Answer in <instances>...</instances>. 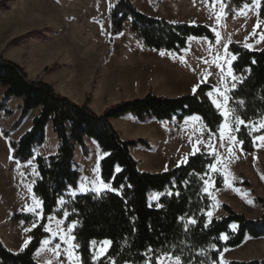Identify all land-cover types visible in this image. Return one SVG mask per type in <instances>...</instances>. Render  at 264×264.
I'll return each mask as SVG.
<instances>
[{
	"label": "trees",
	"instance_id": "obj_1",
	"mask_svg": "<svg viewBox=\"0 0 264 264\" xmlns=\"http://www.w3.org/2000/svg\"><path fill=\"white\" fill-rule=\"evenodd\" d=\"M254 1L224 0L225 14L233 16L237 9ZM0 8L8 10L5 1L0 2ZM260 14L264 17V1ZM109 17L111 44L123 33L129 19L137 40L148 49L181 53L187 49L192 37L207 38L211 43L216 39L206 25L172 23L149 16L139 11L132 0H117L109 11ZM37 33L32 31L25 37ZM228 51L237 56L232 70L238 79L229 97V108L235 109L233 121L239 115L245 122L258 123L264 120V48L252 51L232 43ZM0 88L6 90L0 111L4 110L7 115H11L7 110L9 100H23L20 117L10 130L2 131L3 137L9 141L14 160L27 164L34 159L35 149L46 143V128L50 123L58 139L57 153L47 158L36 157L37 176L27 175L33 184L34 194L41 200L42 220L32 230L31 242L21 252L8 249L0 237V264H40L35 255L42 241L49 237L45 231L47 217L57 215L61 218L65 212L69 214V222H76L74 238L79 245L82 264H95L91 250L93 241L112 242L107 254L97 264H112L113 261L114 264H145L143 254L149 246L154 250L151 253L153 257L163 252L173 257L180 256L182 264H218L225 250L241 246L247 238H264V200L259 197L256 201L261 204L263 213L258 219H250L223 204L225 215L210 220L208 227H204L209 221L206 213L212 205L204 188L210 174L209 165L215 163L214 156L202 152L190 156L185 164L169 171H141L132 149L138 145L148 148V142L124 140L112 123V120L128 115L138 122H182L198 115L207 130L217 134L224 118L206 95L213 89L211 85H201L195 94L174 98L150 92L142 98L121 101L98 114L89 107L90 94L84 104H77L59 94L52 85L30 79L24 67L0 55ZM240 100L244 101L243 107L236 103ZM37 109L39 114L32 129L18 141H13L11 132L18 130L30 112ZM262 133L264 131L252 133L242 124L236 136L243 140V150L253 153V141ZM86 138L96 141L104 155L100 162V176L104 183L111 185V190L71 197L69 192L78 189L81 177L75 161L76 150L80 147L85 157L90 155ZM112 189H118L119 193ZM152 192L162 194L158 205L150 204ZM59 199L65 200L61 210ZM190 218H194L196 224L190 225L191 230L186 233L184 224ZM20 221L31 223L35 218L25 213L12 217L13 223ZM232 225H237V228L233 230ZM201 250L203 255H200ZM229 264H264V259L232 261Z\"/></svg>",
	"mask_w": 264,
	"mask_h": 264
},
{
	"label": "rangeland",
	"instance_id": "obj_2",
	"mask_svg": "<svg viewBox=\"0 0 264 264\" xmlns=\"http://www.w3.org/2000/svg\"><path fill=\"white\" fill-rule=\"evenodd\" d=\"M1 1H5L8 7V10L0 8V28L4 33L10 31L15 25H18L19 32H23V28L26 26L39 32L37 35L25 37L30 33L28 32L22 37L14 39V42L10 44L8 49L3 46L0 39V55L13 60V57L17 55L11 51L13 46L21 43L26 38L42 40L45 36H48V38L57 40L58 34L60 33L59 28H64V26H67V28H72L71 26L75 27L71 29L72 36H74V33H77L82 39L84 47L87 45L85 41H88L91 35H93L94 27V38L103 46L104 40H106L108 35L107 26H110L108 4H113V2L117 0H96L95 12L94 0H0V2ZM91 8H93V10ZM239 9H237L236 12ZM263 18L264 17H261V19ZM129 28L128 34H133L132 27L130 26ZM50 32L53 33V35H49ZM43 35L45 36L43 37ZM125 36L127 37V33ZM207 41L209 42V40ZM225 42V39L219 38L214 46L212 45L213 43L210 44V42V45H208L201 41H193L189 44V49L187 47V51L185 49L181 53L174 55V57L162 56L159 53H147L146 55L130 57L127 61H113L111 64L109 62L110 54L108 46L104 55L100 57L99 68L96 74H100L102 69H106L105 74H151L154 76L152 89L169 96L193 94V86L198 83H200V86L204 85L205 83H201V81L207 80L209 82L207 84L213 87L211 90L213 93L210 97L211 100L216 99L223 104L224 99L220 93H224L230 97L232 85L235 83L232 77L227 74L229 68L228 61L231 60L232 56L230 57L228 55L230 53L227 48H225ZM232 64L230 66L231 69ZM217 89H219V92ZM150 92L153 93L152 90ZM227 108H229V101L225 105V108L219 109L221 114ZM223 118L224 122L222 126L225 123L229 126L223 129V138L220 136L221 129L217 134H212L207 130L201 119L183 120L182 122L176 120L172 122H155L154 120L133 123L124 122L122 129L120 131L117 130L124 140H127L126 137L128 136L133 139L127 141L144 140L148 142V148L138 145L132 149V154L139 162V169L141 171L152 173L169 171L176 168L178 163L180 166L185 164L187 158L192 155L202 152L211 154L215 157L214 164L216 170L213 171L210 169V174L207 178L208 183L205 184L207 191L204 190L212 200V205L209 210L212 212V216H207L208 219L212 220L225 215L222 209L223 204H228L234 211L242 213L250 219H258L262 215L263 209L256 199L259 197L264 200V140L258 137L264 136V133L255 138L254 152L246 153L240 143H233L229 139V136L233 135L235 139L239 141L236 132H231V129H234L233 127L235 125L232 113L227 117L223 115ZM10 119L14 120V118L10 117L1 120L3 123H0V133L1 129L10 130L13 125L12 123L9 128L7 127V125H9L8 120L10 121ZM252 125L253 126L250 127L252 133L264 131V129H260L259 123H252ZM16 134L17 130L11 132L12 140H16L18 137ZM210 134L211 139H209ZM54 137L56 138V134H54ZM209 144H211V147L208 146ZM229 148L232 149L231 152L228 151ZM0 149H3L1 143ZM88 149L91 159L90 168L88 169L87 164L84 162H78V171L81 173V177L78 183V189L69 192V196L71 197L76 196L78 192L80 194L95 192L91 190L94 188H99V193L104 192V188L102 187L104 182L100 176V154L91 146H89ZM37 150L38 148L35 149V153ZM142 150H146L151 154L148 160L146 154ZM216 154L220 157L219 162H217ZM140 155L142 158L139 160L138 157ZM89 157L86 158L88 159ZM32 162L33 161H30L27 164ZM88 170L89 175L87 174ZM28 171L30 176L34 177L31 171ZM225 178H227V183H225ZM88 181H90V184ZM92 181H95V183H92ZM82 183L89 191H81ZM219 183H221V186L218 185ZM73 192L75 193L74 196L71 195ZM31 193L37 198L32 190ZM161 196V193H151L150 204L158 205ZM22 202L24 205L32 209L34 208V202L27 198L23 199ZM64 203L60 204L59 210L62 209ZM13 208H15L14 204L10 205L9 209ZM31 214L35 218V221L31 223H25L24 221L13 223L11 218L6 221V218L1 215L0 237L3 242L5 240L8 244L11 241H15L12 235L8 237L10 232L7 231V228L10 227V224L15 227L24 225V233H26L28 228L37 227L43 215L39 213L38 210ZM68 216L69 214L60 218L57 215H52V217H54L53 220L49 221L47 219L45 228L51 231H46L49 237L45 239H48L50 243L47 245L41 243L35 255L36 260L40 264H82L78 248L75 247V238L73 239L76 222H69ZM57 220L62 221L59 226H57ZM73 224H75V227L69 231V228ZM52 232H56V235L53 236ZM61 235L65 236L66 239L64 241L60 239ZM69 239L71 240V260H69L68 257L70 245L66 242ZM4 244L6 245L5 242ZM57 244L60 245L59 248H56ZM101 246V242H96L94 246L91 243L93 257H98L94 261L95 264L107 254L110 248V246H104L106 252L101 254L99 251ZM261 259H264V238H247L241 246L235 249L225 250L218 264H229L232 261Z\"/></svg>",
	"mask_w": 264,
	"mask_h": 264
},
{
	"label": "crops",
	"instance_id": "obj_3",
	"mask_svg": "<svg viewBox=\"0 0 264 264\" xmlns=\"http://www.w3.org/2000/svg\"><path fill=\"white\" fill-rule=\"evenodd\" d=\"M263 1L259 0L258 4L256 2L253 4H245L233 17H227L225 15L224 0H213L212 2L208 0H132L139 11L149 16L165 19L172 23L208 26L214 32L215 36L218 32L219 38L226 40L225 48L227 50L230 44L239 43L244 47L248 45L246 48L252 51L264 48V18L261 19L260 17V8ZM114 3L115 1L113 4L110 3L111 5L108 4L109 11ZM96 4L97 1L94 0V12ZM91 9L93 10V8ZM218 17L219 19H217ZM110 26H107L108 35L106 40H104L103 46L94 38V27L93 35H91L88 41H85L87 43L85 47L77 33H74V36H72L71 29L75 28L74 26H71L72 28H67V26L59 28L60 33L58 34L57 40L48 38L45 35H43L45 37L42 40L26 38L11 48V51L17 54L13 57L12 61L24 67L28 71L30 79L42 80L52 85L59 94L71 99L77 104H84L87 95L90 94L89 107L98 114H102L108 107L123 100L142 98L151 90L159 96L170 98L179 97L180 95L169 96L164 95L160 91H154L152 89L154 76L151 74H105L106 69H102L100 74H96L99 68L100 57L104 55L108 46L110 64L113 61H127L130 57L146 55L147 53L160 54L163 52V56L170 57L177 55L176 52L157 51L145 48L136 39L134 32L133 34H128L129 27H132L131 19L125 23L123 33L117 36L111 44ZM23 30V32H19L18 25H15L10 31L4 33L0 28V39L3 46L8 49L10 44L14 42V39L34 31V29L27 26ZM126 33L127 37L125 36ZM51 34L53 35L50 32L49 35ZM206 39L190 38L188 49L189 44L193 41H201L208 45L212 44L209 39L207 40H209L210 44ZM217 41L216 36L215 42L212 45L215 46ZM228 55L230 57L233 56L231 53ZM5 91L4 88H0V104L4 101ZM22 103L23 100L20 98H12L9 100L7 102V110L11 111V115H7L4 110L0 111V123H3L1 121L2 119L14 118V120H8L9 125L7 127L9 128L20 117ZM38 114V109L30 112L17 130L16 135L18 137L13 141H18L25 133L32 129L33 121ZM190 118L185 119V121L190 120ZM124 122L133 123L138 121L132 115L112 120L113 125L119 131L122 129ZM3 130L1 129L0 133V143L3 148L0 149V216L3 215L6 221H8L17 213L31 214L37 210L39 213H42V203L40 206H37L35 203V201L41 202V200L34 194L37 197L35 198L29 190L31 189L33 191V184L27 179V175H30L28 171L30 170L34 177L37 176L34 162L36 157L47 158L57 153L58 139L54 137L55 133L52 124L50 123L46 128V143L38 147L35 157L32 159L33 162L30 164H20L12 158V150L8 140L2 135ZM126 139L132 140L133 138L127 136ZM86 144L100 154L99 162H101L104 155L97 142L91 138H86ZM142 151L146 154L148 160L151 154L146 150ZM140 158H142L141 155L138 159L140 160ZM79 161L87 164L88 169L90 168L91 159L90 157L88 159L84 157L80 147L76 150L77 165ZM87 174L89 175V170ZM108 185L111 186L110 184ZM108 190H111L110 187L108 189L104 188V192ZM78 194L80 193L78 192L76 195ZM26 198L34 202L33 209L35 211H31V207L24 205L22 201ZM12 204H14L15 208L9 209ZM24 229V225L15 227L11 224L7 228V231L10 232L8 237L12 235L15 238V241H11L8 244L4 240L11 251L21 252L31 242V232L34 228H28L26 233H24ZM26 241L28 243L25 246Z\"/></svg>",
	"mask_w": 264,
	"mask_h": 264
},
{
	"label": "snow or ice",
	"instance_id": "obj_4",
	"mask_svg": "<svg viewBox=\"0 0 264 264\" xmlns=\"http://www.w3.org/2000/svg\"><path fill=\"white\" fill-rule=\"evenodd\" d=\"M255 2L258 4V3H259V0H255ZM217 19H219V17H218ZM214 31H215V30H214ZM216 36H217V40H219V33H218V32L216 33ZM246 47H248V45H246ZM160 54H161L162 56L164 55L163 52H161ZM236 59H237V56H236V55H233L232 58H231V60L228 61L229 68H228V73H227V74H228V76L232 77V79H233L234 81H236L238 78L233 74V71H232V69H231L230 66H231V64H232V61H234V60H236ZM253 63H255V61H253ZM218 66H219V65H218ZM247 71H250V69H247ZM201 83H205V84H207V83H209V82H208L207 80H203V81H201ZM199 87H200V83H198V84H196V85L193 86V93H194V94L196 93V91H197V89H198ZM235 87H236V84L234 83V84L232 85V89H235ZM217 91L219 92V89H217ZM206 95L209 96V97H211V96L213 95V93H212L211 91H209L208 93H206ZM220 95L223 96V99H224V103H223V104L220 103V102H218L216 99H213V100H212V104L215 105L216 109H218V110H219V109H222V108H225V105H226L227 102L229 101V97H228L227 95H225L224 93H220ZM236 103H237L239 106H241V107H243V105H244V101H242V100H240V101H236ZM233 112H235V109L227 108V109H225V111L222 113V115H224L225 117H227L230 113H233ZM190 119H192V120H200L201 117H199L198 115H193ZM258 123H259V127H260V129H264V120H260V121H258ZM242 124L245 126L246 129H247V128H250V127L253 126L251 121H249V122H245V121H244L239 115H237L236 118H235V128H234V129H231V132H238V131L240 130V126H241ZM228 127H229V126H228L227 123H225L223 126H221V132H220V136H221V138H223V136H224V131H223V129L228 128ZM258 138L261 139V140H264V136H260V137H258ZM209 139H211V134H210V136H209ZM229 139H230L233 143H237V142H238V143H240L241 145L244 143L243 140H239V141H237V140L235 139V136H233V135H230V136H229ZM253 142H255V141H253ZM208 146L211 147V144H209ZM228 151L231 152L232 149L229 148ZM193 154H195V153H193ZM216 156H217V162H219L220 157H219L218 154H216ZM179 166H180V165H179V163H178V164H177V167H179ZM209 167H210L213 171L216 170V166H215V164L209 165ZM117 171H119V169H117ZM85 179H87V178H85ZM92 183H95V181H92ZM207 183H208V181H205V184H207ZM225 183H227V178H225ZM102 187L105 188V189H108L110 186H109L107 183H103V184H102ZM29 190L31 191V189H29ZM91 190H92V191H95L97 194H99V192H100V189H99V188H94V189H91ZM112 190H113V191H116L117 193H119V190H118V189H112ZM204 190L207 191V188L205 187ZM81 191H82V192H86V191H89V189H86V188L84 187L83 183H82V184H81ZM168 194L171 195L172 193H168ZM71 195L74 196L75 193L73 192V193H71ZM176 195H179V193H176ZM34 200H35V198H34ZM58 202H59L60 204H63V203H64V200H63V199H59ZM35 203L37 204V206H40V204H41L40 201H35ZM30 210H31V211H35V209H30ZM64 215L67 216L68 213L65 212ZM206 215H207L208 217H211V216H212V212L209 211V212L206 213ZM47 219H48L49 221H51V220L54 219V217H52V216H48ZM181 220H183V218H181ZM210 222H211V221L209 220L207 223H205L204 227L207 228V227H208V223H210ZM56 223H57V226H59L60 223H62V221L57 220ZM195 224H196V220H195L194 218H190V219H188L187 223L184 224V231H185L186 233L189 232V231L191 230V229H190V225H195ZM74 227H75V224H73V225L69 228V231H71L72 228H74ZM231 227L233 228V230H235V229L237 228V225H232ZM45 231H51V230L45 228ZM133 231H135V229H133ZM52 235L55 236V235H56V232H52ZM60 239H61L62 241H64L66 238H65V236L61 235V236H60ZM73 239H74V237H73ZM221 239H226V237H221ZM66 242H68L69 245H70V248H69V250H68V257H69V260H71V257H72V251H71V240L69 239V240H67ZM27 243H28V242L26 241V242H25V246H26ZM42 243H43L44 245H47V244L50 243V241H49L48 239H44ZM111 243H112V242L109 241V240H105V241L101 242L102 246H101V248H100V250H99L100 253H101V254L105 253V252H106V248H105L104 246H110ZM92 244H93V246H94V245L96 244V242L93 241ZM59 247H60V245L57 244V245H56V248H59ZM75 247H79V245H75ZM213 247H214V245H213ZM153 251H154V250L151 248V246H149V248L146 249L145 253L143 254V255L145 256V264H153V260H154L155 264H182V260H181V257H180V256L172 257V256H170V255H167V254H164L163 252H161L159 255H156L155 257H153V256L151 255V253H153ZM200 255H203V250H201ZM97 258H98V257H95V256H94V261H95V259H97ZM112 264H114V261L112 262ZM201 264H203V262H201Z\"/></svg>",
	"mask_w": 264,
	"mask_h": 264
}]
</instances>
